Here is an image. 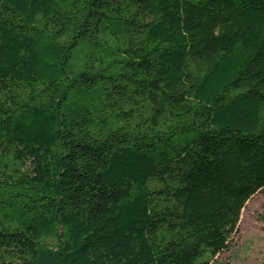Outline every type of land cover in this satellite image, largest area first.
<instances>
[{
  "label": "trees",
  "instance_id": "1",
  "mask_svg": "<svg viewBox=\"0 0 264 264\" xmlns=\"http://www.w3.org/2000/svg\"><path fill=\"white\" fill-rule=\"evenodd\" d=\"M263 189L264 0H0V264H227Z\"/></svg>",
  "mask_w": 264,
  "mask_h": 264
},
{
  "label": "rangeland",
  "instance_id": "2",
  "mask_svg": "<svg viewBox=\"0 0 264 264\" xmlns=\"http://www.w3.org/2000/svg\"><path fill=\"white\" fill-rule=\"evenodd\" d=\"M263 216L264 189L246 202L236 232L216 261L227 264H264Z\"/></svg>",
  "mask_w": 264,
  "mask_h": 264
}]
</instances>
